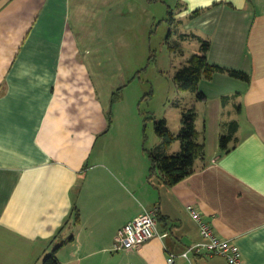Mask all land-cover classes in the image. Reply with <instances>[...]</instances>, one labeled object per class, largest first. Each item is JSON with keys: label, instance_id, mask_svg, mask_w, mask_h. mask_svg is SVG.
<instances>
[{"label": "crops", "instance_id": "obj_1", "mask_svg": "<svg viewBox=\"0 0 264 264\" xmlns=\"http://www.w3.org/2000/svg\"><path fill=\"white\" fill-rule=\"evenodd\" d=\"M169 8L176 51L187 57L188 38L194 52L207 39L209 62L249 75L206 79L213 144L209 113L199 129L196 112L204 155L172 186L149 176L137 135L118 136V117L107 121L125 28L144 21L154 32ZM233 128L235 145L220 155L219 136ZM187 205L237 243L240 264H264V0H0V264H33L56 247L58 264H168L167 251L201 240ZM150 208L158 235L114 250L117 230Z\"/></svg>", "mask_w": 264, "mask_h": 264}, {"label": "rangeland", "instance_id": "obj_2", "mask_svg": "<svg viewBox=\"0 0 264 264\" xmlns=\"http://www.w3.org/2000/svg\"><path fill=\"white\" fill-rule=\"evenodd\" d=\"M175 7L171 2V8ZM171 8L169 9L172 10ZM164 16V21H157L154 32H151V26L144 21L129 23L125 28L128 47L118 51L123 85L116 90L118 95L109 108L111 122L113 117H118L114 125L116 134L119 136V130L122 129L123 133L133 137L134 141L137 135L139 155L147 163L149 158L144 147L153 149L161 142L155 132L156 120L165 118L168 127L174 132L177 131L178 125L180 126V111L194 108L198 113L197 127L202 129V120L209 113L210 118L208 116L207 119L209 127L211 126L208 138L210 148L213 144L212 118L217 113L214 100L209 101L207 105L205 101L197 99L195 93L179 89L174 81L176 69L186 63L187 57L192 53H198L199 50L194 52L196 41L188 38L183 44L187 57L180 54L179 50L176 51L180 40L169 33L170 29L178 28L179 25L169 22L171 15L167 9H164ZM206 81L202 79L199 83L200 90L206 87ZM216 87L214 85L213 89ZM45 256L33 264H44Z\"/></svg>", "mask_w": 264, "mask_h": 264}, {"label": "trees", "instance_id": "obj_3", "mask_svg": "<svg viewBox=\"0 0 264 264\" xmlns=\"http://www.w3.org/2000/svg\"><path fill=\"white\" fill-rule=\"evenodd\" d=\"M196 12L197 11H194L193 14ZM168 13L171 15L172 12L170 9ZM209 47L210 41L200 38V51L191 54L186 63L176 69L173 77L179 89L189 90L195 93L197 99H203L205 97L204 92L199 89L200 81L202 79H212L217 72H225L232 77L246 82L249 81V75L243 71L226 68L209 62L207 59V51ZM117 89L118 88H116L110 95L109 108L118 95L116 91ZM109 108L107 111L108 126H110L111 123ZM196 115L194 108L182 109L180 117L181 125L177 132H173L168 127L165 118L155 121V132L160 137L161 142L153 149H147L144 147V150L147 151V156L150 162V177L157 174L165 185L172 186L194 171L195 159L203 156L205 149L204 141L198 139L199 132L195 124ZM235 129L236 128H233L228 134L222 133L219 136L220 155L229 152L234 147L236 138L233 137V133ZM175 140H179V150L168 153V146ZM231 141H234V143L229 145V142ZM73 211H75L74 221H78L79 217L77 208H74ZM60 229L61 228H59L58 231H60ZM65 241L66 240H63V242ZM56 249L57 247L45 256L44 264H58Z\"/></svg>", "mask_w": 264, "mask_h": 264}, {"label": "built area", "instance_id": "obj_4", "mask_svg": "<svg viewBox=\"0 0 264 264\" xmlns=\"http://www.w3.org/2000/svg\"><path fill=\"white\" fill-rule=\"evenodd\" d=\"M187 210L198 224L201 240L178 254L167 251L166 262L173 264L178 258H182L186 260V264H195L193 257L204 255L221 256L229 264H240L241 251L237 243L230 238L216 234L209 221L193 205H187ZM156 235H158L156 210L143 209L141 213L117 230L113 249L136 248Z\"/></svg>", "mask_w": 264, "mask_h": 264}]
</instances>
